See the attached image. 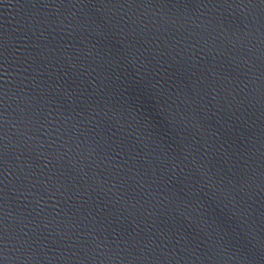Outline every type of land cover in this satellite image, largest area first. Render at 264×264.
Instances as JSON below:
<instances>
[{
    "label": "water",
    "instance_id": "1",
    "mask_svg": "<svg viewBox=\"0 0 264 264\" xmlns=\"http://www.w3.org/2000/svg\"><path fill=\"white\" fill-rule=\"evenodd\" d=\"M0 264H264V4L0 0Z\"/></svg>",
    "mask_w": 264,
    "mask_h": 264
},
{
    "label": "snow or ice",
    "instance_id": "2",
    "mask_svg": "<svg viewBox=\"0 0 264 264\" xmlns=\"http://www.w3.org/2000/svg\"><path fill=\"white\" fill-rule=\"evenodd\" d=\"M251 2H252V0H249V3H251ZM260 3L264 4V0H260Z\"/></svg>",
    "mask_w": 264,
    "mask_h": 264
}]
</instances>
